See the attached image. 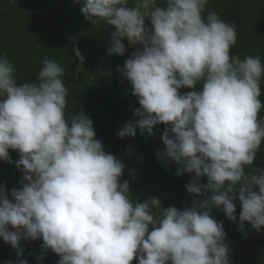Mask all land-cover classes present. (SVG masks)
I'll return each mask as SVG.
<instances>
[{
    "label": "clouds",
    "instance_id": "1",
    "mask_svg": "<svg viewBox=\"0 0 264 264\" xmlns=\"http://www.w3.org/2000/svg\"><path fill=\"white\" fill-rule=\"evenodd\" d=\"M128 2L84 0L81 6L86 20L114 27L109 55H124L123 38L143 46L118 69L141 106L118 136L134 137L137 128L151 135L155 125L166 124V148L157 155L175 161L177 175L195 173L185 187L205 198L183 210L164 208L159 197L131 199L129 182H121L125 165L105 152L93 121L84 111L65 117L64 68L44 57L36 80L18 85L5 52L0 160L12 163L9 149L18 150L23 187L9 193L0 186V237L18 256L22 239L42 238L41 248L60 257L57 264H132L134 258L138 264H231L222 222L211 212L222 205L236 221L238 199L239 230L245 221L258 232L264 226V168L245 171L264 140V119H258L264 63L259 55L230 54L236 26L214 11L205 18L208 0H164L165 7L158 0ZM74 51L78 74L85 57ZM201 82L199 91L179 92ZM204 176L206 184L199 182Z\"/></svg>",
    "mask_w": 264,
    "mask_h": 264
},
{
    "label": "trees",
    "instance_id": "2",
    "mask_svg": "<svg viewBox=\"0 0 264 264\" xmlns=\"http://www.w3.org/2000/svg\"><path fill=\"white\" fill-rule=\"evenodd\" d=\"M83 3L84 0H0V54H8L18 85L36 80L44 57L56 60L64 68L62 80L68 89L65 117L70 119L84 111L93 121L95 138L102 142L105 152L113 154L125 165L121 182H129L131 199L143 202L149 197H159L164 208L175 206L183 210L191 207L194 200L205 198L189 193L185 187L195 173L177 175L179 165L157 155L166 148L162 141L166 124L155 125L151 135L147 131L141 134L137 128L134 137L118 136L126 123L138 119L134 112L141 107L131 83L118 69H122L126 59L143 46L130 45L127 38H123L124 55H109L107 48L114 27L102 26L103 21L93 24L86 20L81 12ZM158 4L166 6L164 0H158ZM127 6L133 7L134 0H129ZM209 11L236 26L237 42L230 49L231 55H237L241 60L245 56L259 55L264 63V0H208L202 15L206 18ZM145 24L152 27L147 18ZM75 48L85 57L83 70L78 74L75 70L80 61ZM260 86V99L264 102V78ZM201 89L202 82L195 88H181L179 92L184 94ZM258 119H264V107L258 113ZM9 155L12 163L0 160V186L10 193L13 188L23 187L20 183L23 172L15 166L20 156L18 150L9 149ZM256 168H264V140L253 165L246 166L245 171L252 173ZM199 182L206 184L207 177H201ZM254 190L258 191V186ZM9 199L13 198L9 195ZM235 205L236 221L227 219L222 205L213 207L211 212L215 220L222 222L225 242L231 248L230 262L264 264V226L258 232L245 221L243 231L239 230L241 208L238 199ZM9 230H13L11 226ZM42 244V238L22 239L23 255L18 256L16 249L0 237V264L9 261L20 264L21 260H26L27 264H57L60 257L50 248L42 249ZM132 264H138V260L134 258Z\"/></svg>",
    "mask_w": 264,
    "mask_h": 264
}]
</instances>
